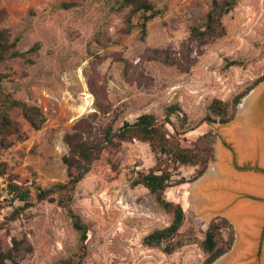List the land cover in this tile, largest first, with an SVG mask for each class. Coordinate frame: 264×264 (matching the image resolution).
<instances>
[{"label":"rangeland","instance_id":"rangeland-1","mask_svg":"<svg viewBox=\"0 0 264 264\" xmlns=\"http://www.w3.org/2000/svg\"><path fill=\"white\" fill-rule=\"evenodd\" d=\"M149 1L161 14L147 23L141 40L137 15L125 33L129 8L117 10L121 0H0V30L7 29L10 40L18 39L20 52L34 48L0 64V90L37 107L45 118L33 129L19 107L7 110L21 138L11 136L8 146H0V224L21 205L7 194L8 181L27 186L33 205L0 229L5 251L11 238L23 243L14 263L5 264H54L81 256L82 250L80 264L203 263L199 243L214 218L197 219L189 210L194 167L173 172L165 192L168 201L183 209L184 246L168 255L142 243L171 222L147 189L133 185L139 172L147 173L155 164L147 143L106 148L76 185L71 207L87 226L84 249L62 208L35 200L38 187L67 181L64 136L80 120L91 127L89 140L97 141L108 126L115 130L151 114L165 124L177 147L194 148L202 137L211 139L214 160L207 171L216 163V133L226 124L200 121L213 99L230 101L264 75V0H238L222 18L224 35L201 47L188 39L189 32L201 26L212 0ZM182 45L190 47L187 71L154 53L166 51L179 62ZM174 104L186 116L182 124V114L171 115L175 131L165 119V109ZM181 180L185 183L177 185Z\"/></svg>","mask_w":264,"mask_h":264},{"label":"trees","instance_id":"trees-1","mask_svg":"<svg viewBox=\"0 0 264 264\" xmlns=\"http://www.w3.org/2000/svg\"><path fill=\"white\" fill-rule=\"evenodd\" d=\"M238 0H212L209 9L205 13L201 26H194L190 29L189 40L195 41L199 47L220 38L225 33L222 18L229 14L236 6ZM129 8V13L125 17V33H129L133 28L131 21L132 15L138 16L137 26L139 27L140 39L146 37L147 23L161 14V10L155 9L149 0H121L117 10ZM18 39L10 40L7 29L0 30V64L8 59L23 58L31 53L34 48L25 52H20L16 46ZM190 47L181 46L184 59L179 62L170 58L166 51L155 50L154 53L167 65H175L182 71H187L190 67ZM0 72V83L3 79ZM264 81V75L253 82L243 92L235 95L230 101L223 102L213 99L207 107V112L200 123L206 124H227L235 113L240 101L247 96L259 83ZM0 146H8L9 137L21 138L18 126L14 122L7 110L12 107H19L24 119L33 129H39L45 118L37 107H29L24 102L15 100L5 95L0 90ZM182 114V124L186 123V116L177 105H171L165 109V119L169 125L171 115ZM181 124V125H182ZM173 130L175 128L172 126ZM91 127L87 120H80L72 129V132L65 134L64 142L68 148L62 161L67 169V181L51 186L47 189L37 188L35 200L37 202L47 201L57 203L71 222L72 228L78 235L81 250L84 249L87 239V226H85L79 215L72 207V192L76 185L91 170V165L98 160L101 153L108 147H119L123 143L140 141L147 143L155 155V164L147 173L139 172L133 185H141L148 190L156 204L164 212L170 215V224L160 230H154L143 238L142 243L147 247L161 248L165 254H172L182 246L184 240L180 235V229L184 222V212L179 204L168 201L165 196L166 189L169 187L173 172L180 167H194L195 173L191 181L199 179L208 169L214 160L212 140L202 137L194 148L177 147L169 139L165 130V124L160 123L151 114L140 115L132 123L124 122L121 127L113 129L108 126L100 140L90 141L89 133ZM183 180L177 185L184 184ZM7 194L12 201H17L21 205L17 207L7 222L0 224V229L9 221L15 220L19 214L33 205L31 190L22 184L8 181ZM234 241V231L232 225L225 218L216 217L207 226L200 248L205 256L202 264H212L222 255L227 253ZM12 246L8 250L1 248L0 244V264H5V260L12 263L16 255L21 252L23 245L21 240L11 238ZM84 255L75 256L66 260H61L54 264H80Z\"/></svg>","mask_w":264,"mask_h":264},{"label":"water","instance_id":"water-1","mask_svg":"<svg viewBox=\"0 0 264 264\" xmlns=\"http://www.w3.org/2000/svg\"><path fill=\"white\" fill-rule=\"evenodd\" d=\"M217 161L191 189L197 219L223 217L235 230L232 249L212 264H264V81L216 133Z\"/></svg>","mask_w":264,"mask_h":264},{"label":"bare ground","instance_id":"bare-ground-1","mask_svg":"<svg viewBox=\"0 0 264 264\" xmlns=\"http://www.w3.org/2000/svg\"><path fill=\"white\" fill-rule=\"evenodd\" d=\"M243 99H244V98H243ZM243 99H242V100H243ZM242 100H241V101H242ZM214 165H215V164H214ZM214 165H213V166H214ZM212 168H213V167H212ZM212 168H211V169H212ZM211 169H210V170H211ZM210 170H209V171H210ZM207 172H208V171H207ZM207 172H206V173H207ZM206 173H205V174H206Z\"/></svg>","mask_w":264,"mask_h":264}]
</instances>
